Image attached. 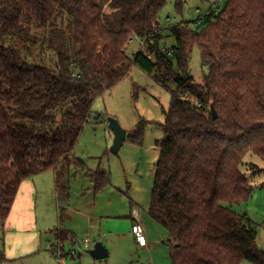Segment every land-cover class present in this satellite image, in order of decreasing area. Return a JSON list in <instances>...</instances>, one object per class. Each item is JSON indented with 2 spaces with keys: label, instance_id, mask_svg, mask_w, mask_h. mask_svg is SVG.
<instances>
[{
  "label": "trees",
  "instance_id": "trees-1",
  "mask_svg": "<svg viewBox=\"0 0 264 264\" xmlns=\"http://www.w3.org/2000/svg\"><path fill=\"white\" fill-rule=\"evenodd\" d=\"M165 6L0 0V226L21 184L45 172L55 175L58 200H68L71 169L87 171L75 148L95 101L137 66L174 86L150 205L171 264H264L252 221L229 206L247 202L264 174L254 163L242 171L248 155L264 164V0H227L200 27L166 30ZM165 38L176 44L163 48ZM134 40L144 45L131 58ZM195 47L207 68L201 83L184 80ZM87 174L97 193L110 183L101 171Z\"/></svg>",
  "mask_w": 264,
  "mask_h": 264
},
{
  "label": "rangeland",
  "instance_id": "rangeland-1",
  "mask_svg": "<svg viewBox=\"0 0 264 264\" xmlns=\"http://www.w3.org/2000/svg\"><path fill=\"white\" fill-rule=\"evenodd\" d=\"M165 1L166 6L159 15L164 30L183 22H189L194 27L193 22L198 18H205L213 6L221 10L227 2L184 0L183 8L179 11L175 6L176 0ZM174 44V38H165L162 41L163 48H171ZM140 50V42L134 40L129 48V56L132 58V55ZM189 73L197 83H201L207 73L198 47L193 50ZM172 90L173 85L167 90L152 76L133 66L129 77L95 101L91 120L81 132L75 148L76 158L86 165L87 171L71 169L70 195L68 200H62L60 203L62 206L77 205L89 195L99 203L98 214H111L120 218L121 223H132L135 213L139 212L140 221L148 228L147 234L152 249L141 250L135 236L127 234L126 231L122 233L120 242L115 241L119 247L117 250L111 248L108 259L95 260L87 251L95 247L98 239L80 233L75 243L66 244L75 247L78 252L73 264H171L167 245L168 234L152 219L150 205L160 157L157 142L164 137L162 125L165 122V112L170 107ZM109 119L117 120L127 132V139L118 155L111 152L115 136L109 128ZM244 163L242 171L246 174H249L246 164L264 165L254 155H248ZM88 171L106 173L110 179L109 185L97 193L93 180L88 177ZM253 183L255 189L247 202L229 206L237 214L246 215L252 221L257 231L258 245L264 249V174L255 178ZM78 225L81 226L80 223ZM60 228L59 219L53 231L58 235ZM86 238L91 240V249L84 245ZM0 248V258H4L2 238ZM51 258L53 263L44 256H36L14 262L2 261L1 264H58Z\"/></svg>",
  "mask_w": 264,
  "mask_h": 264
},
{
  "label": "crops",
  "instance_id": "crops-1",
  "mask_svg": "<svg viewBox=\"0 0 264 264\" xmlns=\"http://www.w3.org/2000/svg\"><path fill=\"white\" fill-rule=\"evenodd\" d=\"M261 167L264 168V165ZM98 207L99 203L92 200L89 195H86L80 204L62 206L55 192L53 172H45L24 181L5 226L3 228L0 226V239L2 238L4 242L2 248L4 258L6 261L14 262L44 256L52 263L51 257L58 264H69V262L73 264L78 252L75 247L66 244L75 243L80 233L98 239V243L104 245L110 257L111 248L118 249L119 244L117 245L115 241H121L122 233L127 231V234L133 235L135 219H132V223H121L120 218L111 214H98ZM59 212L61 213L58 216ZM59 219L61 228L58 236L53 230ZM141 224L148 239V228L142 222ZM87 249L91 247L88 246ZM150 249L152 245L148 239V247L141 250ZM72 251H75V255H71ZM58 252L61 256L60 262L57 261Z\"/></svg>",
  "mask_w": 264,
  "mask_h": 264
},
{
  "label": "water",
  "instance_id": "water-1",
  "mask_svg": "<svg viewBox=\"0 0 264 264\" xmlns=\"http://www.w3.org/2000/svg\"><path fill=\"white\" fill-rule=\"evenodd\" d=\"M190 78V74L187 73L184 76V80L187 81ZM214 118L217 117L216 111L212 110ZM109 128L114 133V143L111 148V152L115 155L119 154V151L121 150L124 142L127 139V132L121 127L119 122L115 119H109ZM87 254H89L92 258L95 260H106L109 258V252L104 247V245L99 242L95 245V247L89 251H87Z\"/></svg>",
  "mask_w": 264,
  "mask_h": 264
},
{
  "label": "built area",
  "instance_id": "built-area-1",
  "mask_svg": "<svg viewBox=\"0 0 264 264\" xmlns=\"http://www.w3.org/2000/svg\"><path fill=\"white\" fill-rule=\"evenodd\" d=\"M212 11L215 14H217L218 11H219V9H218L217 6H213L212 9L210 10V12H212ZM197 13H199V11H197ZM203 20H204V17L203 18H198L195 21L196 22V25L195 26L196 27H200L202 25V23H203ZM140 44H141V46L144 45V43H142V42H140ZM140 220H141L140 213L139 212H136L135 213V220H134L132 232H133V235L135 236L136 242L139 245V247L146 248V247H148V239H147L146 233L144 231V228H143ZM83 242H84V245L86 247L90 246V244H91V240L89 238H86ZM57 254H58L57 261L60 262L61 261L60 252H58ZM71 255H75V251H72L71 252Z\"/></svg>",
  "mask_w": 264,
  "mask_h": 264
}]
</instances>
